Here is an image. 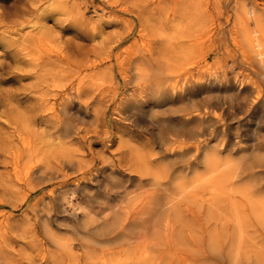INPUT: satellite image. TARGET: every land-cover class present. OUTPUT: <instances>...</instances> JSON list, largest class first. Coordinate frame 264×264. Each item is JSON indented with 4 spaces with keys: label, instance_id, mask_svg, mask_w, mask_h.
Masks as SVG:
<instances>
[{
    "label": "rangeland",
    "instance_id": "rangeland-1",
    "mask_svg": "<svg viewBox=\"0 0 264 264\" xmlns=\"http://www.w3.org/2000/svg\"><path fill=\"white\" fill-rule=\"evenodd\" d=\"M263 179L264 0H0V264H264Z\"/></svg>",
    "mask_w": 264,
    "mask_h": 264
},
{
    "label": "bare ground",
    "instance_id": "bare-ground-1",
    "mask_svg": "<svg viewBox=\"0 0 264 264\" xmlns=\"http://www.w3.org/2000/svg\"><path fill=\"white\" fill-rule=\"evenodd\" d=\"M219 102H220V101H219ZM225 149H226V148H225ZM226 151H227V150H226ZM211 157H212V156H211ZM262 157H263V156H262ZM250 158H251V157H250ZM250 158H249V159H250ZM214 160H215V159H214ZM214 160H213V161H214ZM233 161H234V160H233ZM237 161H238V160H237ZM246 161H247V160H246ZM215 162H216V161H215ZM250 162H251V161H250ZM230 163H231V162H230ZM242 164H243V163H242ZM242 164H241V165H242ZM224 166H225V164H224ZM211 169H212V168H211ZM234 169H235V168H234ZM257 178H258V177H257ZM257 178H256V179H257ZM263 180H264V179H263ZM256 181H257V180H256ZM256 181H255V183H256ZM260 183H262V182H260ZM262 188H263V186H262ZM260 189H261V188H260ZM263 196H264V195H263Z\"/></svg>",
    "mask_w": 264,
    "mask_h": 264
}]
</instances>
